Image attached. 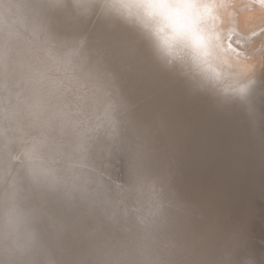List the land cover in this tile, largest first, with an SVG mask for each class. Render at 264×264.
Here are the masks:
<instances>
[{"label": "clouds", "instance_id": "clouds-1", "mask_svg": "<svg viewBox=\"0 0 264 264\" xmlns=\"http://www.w3.org/2000/svg\"><path fill=\"white\" fill-rule=\"evenodd\" d=\"M223 7L0 0V264H244L195 231L201 216L176 195L156 140L166 121L138 122L122 83L128 52L178 79L223 83ZM54 11L105 31L59 33ZM69 234L73 250L60 243Z\"/></svg>", "mask_w": 264, "mask_h": 264}, {"label": "bare ground", "instance_id": "bare-ground-1", "mask_svg": "<svg viewBox=\"0 0 264 264\" xmlns=\"http://www.w3.org/2000/svg\"><path fill=\"white\" fill-rule=\"evenodd\" d=\"M218 2L225 7L220 10L217 21V51L230 66V71H226L223 83L210 85L212 99H202L200 93L201 98L190 93L179 95V81L173 85L170 76L164 82L166 72L138 52H128L123 58L128 65L122 76L123 89L135 105L134 115L138 122L150 124L156 117L166 121V129L156 140L176 195L201 216L195 231L209 232V226H214L213 233L209 232L212 244L227 242L236 260L244 264H264V3L261 0ZM51 17L52 27L62 34L86 30L101 35L105 31L94 19L79 23L63 11L52 12ZM237 39L243 42L240 44ZM228 81L234 82L230 92L227 91ZM164 89L169 90L164 93ZM248 93L251 94L249 98L254 96L253 103L244 98ZM225 97L224 102L218 100ZM202 104L206 105L200 107ZM247 105L251 109L248 110ZM138 110L141 116L137 115ZM221 118L235 121L237 130L250 132L258 157L252 152L243 153L246 144L239 143L237 150H231L236 154L229 158L226 155L223 163L218 158L213 167L210 166L211 155L222 157L229 152L214 143L220 131L215 124L221 123ZM214 129L216 133L212 135ZM183 149L186 153H181ZM211 168L216 181L212 186L204 176ZM183 170L189 171L188 176L193 179H186ZM111 171L114 179L122 175L119 158L113 159ZM207 189L209 193L204 194ZM213 199L220 203L215 217L210 212L209 202ZM202 217L209 221L203 222ZM65 237L61 246L73 250L77 246L76 238L71 234Z\"/></svg>", "mask_w": 264, "mask_h": 264}, {"label": "rangeland", "instance_id": "rangeland-1", "mask_svg": "<svg viewBox=\"0 0 264 264\" xmlns=\"http://www.w3.org/2000/svg\"><path fill=\"white\" fill-rule=\"evenodd\" d=\"M237 41L240 42V44L243 42L240 39H237ZM262 69H264V67ZM262 72H264V70ZM168 74L169 73H166L163 76V81L164 82L167 81L166 80L167 79L166 77L169 78L170 76H172V83H173V85L176 84L175 83L176 81H179V84H180V87H179V90H178V94L179 95L182 94V95H185L186 96L187 93H190L191 95L195 96L196 98H201L202 97V99H207V98L212 99V96L210 94V85L209 84H207V83H198V82H193V81H187V80H183V79H178V78L174 77L173 75H168ZM247 75H248V73L246 74V77H247ZM226 76H229V75H226ZM232 80H234V79L232 78ZM163 81L161 83H163ZM233 83H234L233 81H228L227 82V91L228 92H230V90L232 89V87H233L232 84ZM168 90L167 89H164V93L168 92ZM199 90L201 92H199ZM242 92H244V91H242ZM198 93L201 94V97L198 96ZM129 94L130 95H133L131 92H129ZM250 95L251 94L248 93V95H245L244 98H247V100H248V98H249ZM253 97L254 96H252L251 98H249V101H252L253 100ZM133 98H134V96H133ZM162 98H163V95H162ZM218 100L220 102H224L227 99L225 97L223 99H218ZM253 102L254 101H252L251 103H253ZM205 105L206 104H202V105H200V107L205 106ZM247 106H246V108L248 110L251 109L249 107V105H247ZM260 108H261V106H260ZM187 109H189V108L187 107ZM139 110L142 111V107L139 106ZM139 110L137 111L138 112L137 115L141 116V114H140L141 112H139ZM192 111H194V110H192ZM249 112H251V110ZM220 122L221 123L215 124V127L217 129H219L220 131H219V133H218V135H217L216 140H215L214 143L216 145L217 144H220L222 147H224L225 152H227V149H228L229 152L228 153H225L224 156H222V157H219V156H215L214 155V158H213V155H211L212 161L209 162L210 166L212 164V167H213V164L215 163V161L218 160V158H219V162L220 163H223L222 160H223V158L226 155H228V158H229L230 155L236 154V152H231V150H237V147L239 148V143H242V144L245 143L246 144V147L244 145V149L245 150H243V153L245 152V153L250 154V152H252L254 155H256L258 157L257 150L255 148L256 144L254 142V137L251 136L250 132H246V131L244 132L243 130H237L235 121H231V120H227L225 118H221ZM209 129H213V128H209ZM215 133H216V130L214 131V133H211V134L214 135ZM208 137H209V135H208ZM229 143L232 144V147H230V148H228ZM181 153H186V150L183 149L181 151ZM178 156H179V153H178ZM232 157H230V161H231V158ZM245 157H247V155H245ZM178 158H180V156ZM180 161L182 162L181 159H180ZM197 172H199V171H197ZM183 173H184L186 179H193L192 177H189L188 176L189 171L183 170ZM205 175L207 177L206 180H207V182H208V184L210 186L216 185L215 176L213 174V169L212 168H211L210 171L207 170V172L204 174V176ZM179 184L182 185L183 184L182 181ZM203 193L204 194H208L209 193V189H207L205 192L203 191ZM209 203L212 205V207L210 208V212H212V214L214 213V217H215V213H217L220 203L217 201V199L216 200L213 199ZM214 217L212 216L211 219L214 220ZM211 219H210V222L211 223L214 222ZM205 220L209 221V219H205V218L202 217V221L205 222ZM208 230H210L209 232H212L213 233L214 226H209V229ZM64 238H66V237H64Z\"/></svg>", "mask_w": 264, "mask_h": 264}, {"label": "snow or ice", "instance_id": "snow-or-ice-1", "mask_svg": "<svg viewBox=\"0 0 264 264\" xmlns=\"http://www.w3.org/2000/svg\"><path fill=\"white\" fill-rule=\"evenodd\" d=\"M9 72H10V73H14V69L12 68L11 65L9 66ZM13 78H14V77H13ZM109 163L112 164V163H113V160H109Z\"/></svg>", "mask_w": 264, "mask_h": 264}]
</instances>
